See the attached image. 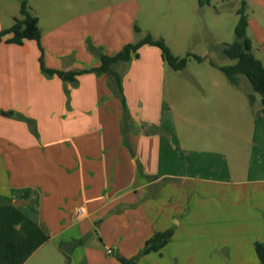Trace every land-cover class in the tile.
<instances>
[{
	"label": "crops",
	"instance_id": "crops-1",
	"mask_svg": "<svg viewBox=\"0 0 264 264\" xmlns=\"http://www.w3.org/2000/svg\"><path fill=\"white\" fill-rule=\"evenodd\" d=\"M140 6L67 0L43 26L36 12L39 44L0 41V198L49 235L22 264H52L55 255L66 264L58 245L78 238L67 264H122L118 257L138 255L167 229L168 242L136 264H259L264 105L248 81H191L186 100L185 86L165 81L166 62L151 44L111 66L120 90L109 72L68 81L40 69L39 46L46 67L80 70L146 33L165 40L157 4L144 2L141 20ZM262 18L248 16L246 35L264 64Z\"/></svg>",
	"mask_w": 264,
	"mask_h": 264
},
{
	"label": "trees",
	"instance_id": "trees-1",
	"mask_svg": "<svg viewBox=\"0 0 264 264\" xmlns=\"http://www.w3.org/2000/svg\"><path fill=\"white\" fill-rule=\"evenodd\" d=\"M200 4H203L199 0ZM246 2L241 1L237 8V23L234 27L236 39L231 43H223L221 54L234 60V63L228 65L216 66L223 72L232 84H238L240 75H244L250 82L253 91L258 93L264 105V64L251 51V40L246 35L248 16L245 12ZM134 30L139 28L134 25ZM40 29L38 26V17L33 14L27 6V0H21L19 7V16L13 17V23L4 29H0V41L22 44L25 40H35L39 44ZM143 44L157 46L162 58L174 70H180L185 67L186 56H178L172 53L169 46L162 37L154 38L150 33H146L141 39L127 43L121 50L113 55H100V65L95 68L80 70H60L48 68L42 61V48L39 46L40 55L38 57L39 66L43 73L47 75H56L62 80L73 81L76 77L86 72H109L113 74L120 90L119 75L112 70L111 66L119 61H127L132 57L138 56V49ZM196 59L201 60V56L196 55ZM251 99V96H250ZM172 235V230L154 232L148 238L138 255L125 258L118 257L122 264H136L137 257L150 251L159 250L166 244ZM49 238L47 231L40 225L28 218L17 206L6 202L0 198V264H22L32 252ZM81 238L72 239L67 242H60L59 248L64 252L66 264L69 260L71 250L81 244ZM259 264H264V239L254 244Z\"/></svg>",
	"mask_w": 264,
	"mask_h": 264
},
{
	"label": "rangeland",
	"instance_id": "rangeland-1",
	"mask_svg": "<svg viewBox=\"0 0 264 264\" xmlns=\"http://www.w3.org/2000/svg\"><path fill=\"white\" fill-rule=\"evenodd\" d=\"M147 1L139 0L141 6L138 18L140 20L144 19V2L147 3ZM149 1L157 4L156 12L160 13L159 22L154 24L163 26L161 32L165 35L166 44L175 55H187L186 65L180 70H174L166 63L165 77L167 82L179 81L183 85L182 89L186 87L185 93L182 92L184 94L182 97L184 96L186 100L189 95L187 88L195 89L191 81H228L225 74L210 62L217 65L234 63L233 59L222 55L220 50L223 43H231L236 39L234 32L238 20L236 8L241 5V1L249 2L250 5L245 7V12L250 18L257 17L263 21L264 15V7H258V3L264 6V0H201L203 5H200L198 0ZM20 2L21 0H0L2 26L10 23V14L19 16ZM64 3H67V0H27L28 9L35 15L36 12L40 14L42 26L48 23L47 19L52 14L51 10L61 7ZM216 9L221 10L222 17L219 21L215 17ZM196 55L201 56V60L196 59ZM240 76L244 81H248L244 75ZM166 98L173 104L174 97L171 92L166 93ZM37 255L34 257L37 258ZM36 258H32L31 261ZM50 260L52 264H65L63 256L60 255L57 257L55 255ZM150 261L146 260V264H154L156 260Z\"/></svg>",
	"mask_w": 264,
	"mask_h": 264
},
{
	"label": "built area",
	"instance_id": "built-area-1",
	"mask_svg": "<svg viewBox=\"0 0 264 264\" xmlns=\"http://www.w3.org/2000/svg\"><path fill=\"white\" fill-rule=\"evenodd\" d=\"M85 208L84 207H79L77 210V215H83L85 213ZM107 253H110V249H107Z\"/></svg>",
	"mask_w": 264,
	"mask_h": 264
},
{
	"label": "water",
	"instance_id": "water-1",
	"mask_svg": "<svg viewBox=\"0 0 264 264\" xmlns=\"http://www.w3.org/2000/svg\"><path fill=\"white\" fill-rule=\"evenodd\" d=\"M3 114H9L8 112H3ZM14 206H17V203H12Z\"/></svg>",
	"mask_w": 264,
	"mask_h": 264
}]
</instances>
